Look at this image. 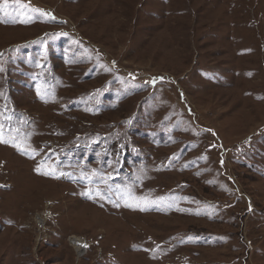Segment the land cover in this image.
Wrapping results in <instances>:
<instances>
[{
	"label": "rangeland",
	"instance_id": "rangeland-1",
	"mask_svg": "<svg viewBox=\"0 0 264 264\" xmlns=\"http://www.w3.org/2000/svg\"><path fill=\"white\" fill-rule=\"evenodd\" d=\"M0 264H264V0H0Z\"/></svg>",
	"mask_w": 264,
	"mask_h": 264
},
{
	"label": "bare ground",
	"instance_id": "bare-ground-1",
	"mask_svg": "<svg viewBox=\"0 0 264 264\" xmlns=\"http://www.w3.org/2000/svg\"><path fill=\"white\" fill-rule=\"evenodd\" d=\"M74 245L76 249L82 253V248L85 246L84 240L82 238L74 237ZM86 247V246H85Z\"/></svg>",
	"mask_w": 264,
	"mask_h": 264
},
{
	"label": "snow or ice",
	"instance_id": "snow-or-ice-1",
	"mask_svg": "<svg viewBox=\"0 0 264 264\" xmlns=\"http://www.w3.org/2000/svg\"><path fill=\"white\" fill-rule=\"evenodd\" d=\"M95 195L100 196L101 198H106L107 197V193H101L100 191H97L95 193ZM141 210H146V209H141Z\"/></svg>",
	"mask_w": 264,
	"mask_h": 264
}]
</instances>
